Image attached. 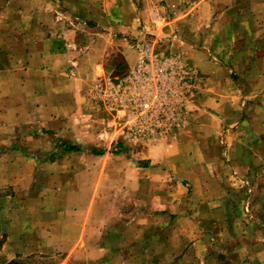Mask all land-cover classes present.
Instances as JSON below:
<instances>
[{
    "label": "rangeland",
    "instance_id": "374dc122",
    "mask_svg": "<svg viewBox=\"0 0 264 264\" xmlns=\"http://www.w3.org/2000/svg\"><path fill=\"white\" fill-rule=\"evenodd\" d=\"M131 2L148 18L147 23L139 21V29L159 38L150 39L156 41L157 54L178 53L198 71L201 87L190 98L189 112L184 113L186 126L163 135H139L138 126L126 122L123 111L106 102L110 98L105 95L107 84L117 82L138 57L136 54L131 65L132 56L128 63L118 49L113 50L101 59L96 76L79 90L87 104L81 98L71 104L69 97L64 106L52 107L57 113L50 116H59L61 121L51 122L44 120L39 107H32L31 122L22 128L25 135L16 132L20 136L7 139L8 147L19 150L23 146L24 153L7 157L28 162L30 180L24 184L26 196L17 201L13 200V186L0 187L1 231L18 225L19 229H48L62 237L65 247L46 242L47 247L18 252L21 264H262L263 249H255V241L264 238L257 228L262 220L246 218V226L248 222L256 226L248 233H238L236 228L220 234L212 226L204 227L208 232L202 241L194 244L192 239L185 245L186 237L179 228L188 227L182 218L177 222L173 216L187 211L208 216L221 210L238 215L252 209L263 211L260 204L248 201L246 192L237 197L240 201H215L220 197L223 173L216 168L207 170L205 185L192 183L188 176H176L175 170L183 169L184 150L193 147L184 143L181 132L194 120L202 119L207 132L214 133L207 155L191 151L195 162H229L228 143L222 136L238 125V137L252 149L264 151V0ZM188 41L198 50L209 41L214 51H207L206 57L199 51L189 59L184 48ZM129 45L136 48L135 43ZM232 87L239 89L240 96L234 106ZM236 110L241 121L219 128L218 116L222 112L233 115ZM71 145L77 149L70 150ZM236 161L241 162L239 152ZM200 173L203 171L197 176ZM174 196L175 212L168 215L167 201ZM243 219L235 220L243 223ZM172 223L179 224L176 234L166 232ZM5 238V232H0V244ZM27 238L35 246L39 232L33 231Z\"/></svg>",
    "mask_w": 264,
    "mask_h": 264
},
{
    "label": "crops",
    "instance_id": "0c3cea01",
    "mask_svg": "<svg viewBox=\"0 0 264 264\" xmlns=\"http://www.w3.org/2000/svg\"><path fill=\"white\" fill-rule=\"evenodd\" d=\"M205 3H201L202 7ZM147 19L137 11L131 0H0V142L5 145H0V187L13 186L14 201L21 195L26 196L24 184L30 180L26 172L30 169V164L25 160L8 159L7 156L10 154L25 151L23 146L19 150L8 147L7 139L20 136L16 132L23 131L24 134L22 128L31 122L32 107H39L44 114V120L51 122L61 121L59 116L56 118L50 116L56 112L52 107L64 106L69 97L71 104L81 99L87 104L86 96L79 90L82 84L85 85L96 76V67L102 66L101 59L110 55L113 50L118 49L128 63V58L132 56L130 64H134L137 52L129 43L137 44L153 39L148 36L147 29L145 31L139 29V21L147 23ZM208 42L206 41L201 50H198L188 41L184 47L188 53L187 57L192 59L199 51L200 55L206 57L207 51H214ZM231 89L232 101L234 100L231 105L234 106L240 97L239 89L233 90L234 87ZM234 112L233 115L222 112L218 116L219 128L233 127L241 121L240 112L238 110ZM205 117L207 118V115ZM202 121L194 120L181 132L184 143H190L193 147L189 151L184 150L187 153V160L183 169L175 170L176 176H188L192 183L205 185L209 180L207 170L216 168L223 173L219 178L220 197L215 201L231 203L230 198L240 199L246 192L250 195L248 201L253 205L260 204L263 211L252 209L249 213L238 215L233 210L227 212L221 210L210 216L201 212L187 211L183 214L179 212L173 217L177 218V222L182 218L188 227L184 230L180 227L181 230H178L184 238L186 237L183 243L186 245L192 239L195 240L194 244L202 241L209 226L220 234L234 232L236 228L238 233L253 232L255 225L248 222L246 226L245 219L249 217L253 218V221L257 219L263 221L261 225L257 224V228L261 229L264 235V162H262L264 151L252 149L248 141L244 142L243 138L238 137V125L227 129L222 136L228 143L229 162L216 165L195 162L190 153L207 155L208 144L214 136L213 132H207V125ZM237 152L241 153V162L236 161ZM199 171L203 173L197 176ZM155 180L162 182L161 179ZM228 183L232 184V188ZM174 198L175 196L173 199L170 197L167 201L168 215L175 212ZM239 218H244L245 222H236L235 219ZM197 219H201L199 223ZM176 224L178 223L168 224L166 232L176 234ZM33 231L39 232V240L35 246L31 239L27 238ZM0 232L6 234L5 240L0 244V264L17 258L18 252L33 247H47L46 242H55L56 246L53 247L56 248L65 247L61 246L64 241L60 234L48 229L39 231L25 226L19 229L16 225L2 231L0 228ZM255 249H263L264 252V238L262 241H255Z\"/></svg>",
    "mask_w": 264,
    "mask_h": 264
},
{
    "label": "built area",
    "instance_id": "2783aa9c",
    "mask_svg": "<svg viewBox=\"0 0 264 264\" xmlns=\"http://www.w3.org/2000/svg\"><path fill=\"white\" fill-rule=\"evenodd\" d=\"M155 44L137 43V61L117 82H109L105 91L110 97L106 102L123 111L124 120L135 123L139 135H163L186 126L190 98L201 87L194 67L178 53L157 54Z\"/></svg>",
    "mask_w": 264,
    "mask_h": 264
},
{
    "label": "trees",
    "instance_id": "16d2710c",
    "mask_svg": "<svg viewBox=\"0 0 264 264\" xmlns=\"http://www.w3.org/2000/svg\"><path fill=\"white\" fill-rule=\"evenodd\" d=\"M68 148L70 150H76L77 149V147H75L73 145L69 146ZM6 264H21V262L19 261L18 258H15V259H12V260L8 261Z\"/></svg>",
    "mask_w": 264,
    "mask_h": 264
}]
</instances>
